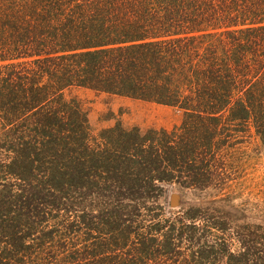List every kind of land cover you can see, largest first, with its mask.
<instances>
[{
    "label": "trees",
    "instance_id": "1",
    "mask_svg": "<svg viewBox=\"0 0 264 264\" xmlns=\"http://www.w3.org/2000/svg\"><path fill=\"white\" fill-rule=\"evenodd\" d=\"M258 31L264 0H0V264L30 260L29 240L53 232L36 226L80 190L108 192L104 204L113 206L73 216L75 223L89 233L98 218V233L114 238L124 233L123 203L145 207L161 183L207 186L223 124L252 122L264 140V66L252 83L244 63L252 50L244 33ZM73 87L176 107L183 120L171 131L117 124L94 138L79 102L64 97ZM201 214L183 213L192 224L178 233L189 250L215 251L225 264H264L259 226L240 227L238 251L225 226L213 227L216 245L193 249ZM101 244L82 264H111L123 247L114 241L100 254ZM74 250L60 264H79Z\"/></svg>",
    "mask_w": 264,
    "mask_h": 264
},
{
    "label": "rangeland",
    "instance_id": "2",
    "mask_svg": "<svg viewBox=\"0 0 264 264\" xmlns=\"http://www.w3.org/2000/svg\"><path fill=\"white\" fill-rule=\"evenodd\" d=\"M244 37L248 38L246 41L250 42L252 48L250 52H244V63H249L254 69L253 83L255 77L263 72L264 31H258L255 35L246 32ZM225 47L229 48V45ZM64 97L79 102L86 114L90 135L94 138L102 130L117 124L124 129L137 127L143 132L148 129L171 131L180 127L183 120V111L176 107L85 88H69L64 92ZM220 129L219 140L223 142L215 158L218 159L217 173L207 179V186L187 188L176 183H161L156 200L148 201L145 207L123 203L118 222L124 233L120 236L115 233L114 238L109 239L98 233L102 228L98 218L91 221L89 233L82 223H75L73 218L83 213L97 216L100 206L111 209L113 204H104L109 202L108 192L97 197L80 190L79 196L65 201L67 205H62L60 210L50 209L51 215H46L47 222L36 226V229L41 226L45 231L52 229L53 232L45 238L36 234L39 237L37 242L35 238L29 240L33 243L30 249L32 258L25 260L24 264H60L59 259L66 258L74 249H79V264H82L85 260L92 261L88 248L102 243V249H98V253L102 254L114 241L123 247H116L117 257L115 259L116 254L113 256L111 264H225L215 251L206 249V253L200 255L197 250H189L184 240L186 236H182L181 241L178 233L180 229L184 230V226L192 224L183 216L189 208L200 209L204 219L195 222L194 239L197 241L193 249L199 245L205 248L216 245L215 236L220 238L221 234L214 226L227 228L224 235L232 251L239 249L234 239L242 234L241 226L249 227L253 233L254 227L264 228V140L252 122L225 123ZM210 163L214 165V162ZM91 201L101 205L96 206ZM69 227L74 234L70 233ZM141 249H145L148 256L139 260V255L135 253ZM38 255L48 258L42 260ZM52 255L56 256V262L50 260Z\"/></svg>",
    "mask_w": 264,
    "mask_h": 264
}]
</instances>
